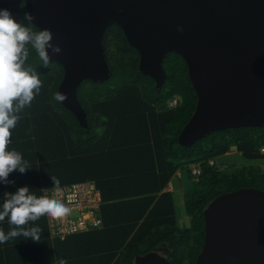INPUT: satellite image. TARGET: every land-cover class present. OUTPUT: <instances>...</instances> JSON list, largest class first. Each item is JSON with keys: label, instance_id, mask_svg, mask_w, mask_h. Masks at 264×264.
<instances>
[{"label": "trees", "instance_id": "trees-1", "mask_svg": "<svg viewBox=\"0 0 264 264\" xmlns=\"http://www.w3.org/2000/svg\"><path fill=\"white\" fill-rule=\"evenodd\" d=\"M20 10V21L27 24L23 3ZM31 28L39 31L32 24ZM108 35L113 38V52ZM103 43L109 78L84 80L77 90L87 127L54 98L62 66L53 61L44 66L28 46L26 63L36 70L42 87L31 106L19 114L9 149L22 153L31 168L23 174L12 172L8 179L15 183L0 182L2 204L5 192L21 186L43 195L45 188L54 187L51 176L59 179L60 186L93 181L101 193L103 226L55 239L52 246L43 216L29 225L43 230L41 241L0 244V264H58L60 259L67 264H134L135 255L159 247L166 248L171 264H194L203 243L202 210L207 203L242 186L264 189V169L253 163L264 160V124L216 130L189 146L179 144L178 134L196 104L182 57L174 52L165 55L167 77L156 88L154 80L138 70V53L119 26L109 27ZM174 96L178 104L170 107ZM232 149L240 165L221 159ZM182 164L188 166L192 185L178 216L179 190L163 189ZM191 164L197 165V173L192 174ZM0 226L11 227L7 218Z\"/></svg>", "mask_w": 264, "mask_h": 264}, {"label": "water", "instance_id": "water-1", "mask_svg": "<svg viewBox=\"0 0 264 264\" xmlns=\"http://www.w3.org/2000/svg\"><path fill=\"white\" fill-rule=\"evenodd\" d=\"M53 33L62 51L60 103L87 127L77 97L84 80L110 76L103 38L113 24L138 53V70L165 84L166 54L182 57L196 94L194 110L177 141L189 146L225 128L264 124V0H0L20 21ZM204 237L194 264H264V189L242 186L219 193L202 210ZM134 264H171L150 250Z\"/></svg>", "mask_w": 264, "mask_h": 264}, {"label": "clouds", "instance_id": "clouds-1", "mask_svg": "<svg viewBox=\"0 0 264 264\" xmlns=\"http://www.w3.org/2000/svg\"><path fill=\"white\" fill-rule=\"evenodd\" d=\"M23 19L27 24L18 21L8 8H0V182L10 181L9 175L14 171L23 174L31 168L22 153L9 149L12 129L17 126L20 113L39 94L42 82L36 70L28 63L29 47L38 54L44 66L49 64L51 54H59L62 49L54 44L53 33L44 28L33 31V17L25 13ZM56 101L67 99L66 93H56ZM55 193L51 196H37L29 186H21L15 192H5L0 204V222L5 218L11 226L5 232L0 228V243L23 237L35 242L41 241L42 229L39 226H29L43 216L62 218L69 213V208L59 199L60 181L51 176ZM58 264H67L60 259Z\"/></svg>", "mask_w": 264, "mask_h": 264}, {"label": "built area", "instance_id": "built-area-1", "mask_svg": "<svg viewBox=\"0 0 264 264\" xmlns=\"http://www.w3.org/2000/svg\"><path fill=\"white\" fill-rule=\"evenodd\" d=\"M177 104V96L172 97L168 102L170 107H174ZM197 171H193L192 174L197 173ZM54 193V187H47L43 190V194L49 196ZM57 198L70 211L66 216L58 219L46 216L51 237L63 240L69 235L99 229L103 226L99 211L101 193L95 182L84 180L64 184L60 186Z\"/></svg>", "mask_w": 264, "mask_h": 264}, {"label": "rangeland", "instance_id": "rangeland-1", "mask_svg": "<svg viewBox=\"0 0 264 264\" xmlns=\"http://www.w3.org/2000/svg\"><path fill=\"white\" fill-rule=\"evenodd\" d=\"M108 40V44H109V49L110 51H114V45H113V38L111 35H108L107 37ZM222 160L226 161V162H234L236 163L235 165L239 164L240 165V157L236 155L234 149L230 150L229 152L225 153L223 156H221ZM221 162V160L218 159H214L213 162ZM210 163H213L212 160H209ZM253 163L258 164L259 166H261V168L264 169V160H255ZM191 171L193 173V171H197V165L196 164H191ZM220 168V167H219ZM171 184H168L171 188L177 189L179 190V197L177 198V202H178V207H180V210L177 211L178 216H181V212L183 210V203L184 200L186 199V195H187V191L189 190V188L192 185V179L190 178V175L188 173V166L186 164H182L181 166H179L174 174V176H172L171 180H170ZM168 185L163 189V190H168L171 191V189L168 188ZM185 214V212H184ZM181 223V221H180ZM181 226V224H179ZM144 246V245H143ZM142 248H146L143 247ZM155 251H157L158 253H160L161 255L166 256L164 250H166V248H154Z\"/></svg>", "mask_w": 264, "mask_h": 264}, {"label": "crops", "instance_id": "crops-1", "mask_svg": "<svg viewBox=\"0 0 264 264\" xmlns=\"http://www.w3.org/2000/svg\"><path fill=\"white\" fill-rule=\"evenodd\" d=\"M168 184H171V183L169 182ZM168 188L171 189V191L177 190V189L171 188L169 185H168ZM47 227H49V226H47ZM0 228H1V226H0ZM3 229H4L5 232H7V231L10 230V229H6V228H3ZM48 235H49V237L51 236L49 231H48ZM49 239H50V242H51L52 246H54L55 243H56L55 238L50 237ZM19 240H27V239H23V237H19V238H16V239L9 240L8 242H6L4 244L5 245L6 244H10V243H12V244H19ZM0 244H1V246H3V243H0ZM16 253L17 252H11L10 254H16Z\"/></svg>", "mask_w": 264, "mask_h": 264}]
</instances>
